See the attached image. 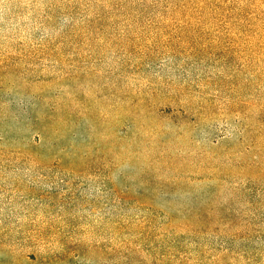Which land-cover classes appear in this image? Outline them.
<instances>
[{"label":"rangeland","instance_id":"374dc122","mask_svg":"<svg viewBox=\"0 0 264 264\" xmlns=\"http://www.w3.org/2000/svg\"><path fill=\"white\" fill-rule=\"evenodd\" d=\"M195 1L0 0V264L72 244L140 240L148 219L145 128L157 161L147 165L151 192L173 189L177 224L189 219L184 225L196 232L186 238L212 260L264 264V0H208L205 20L183 14ZM123 100L154 109L202 101L217 112L211 123L248 116L252 125L243 136L230 133L220 158L208 159L216 176L207 187H178V152L198 160L207 121L190 127L192 140L183 127L178 138V117L153 110L149 124L137 120L127 139L114 141L115 126L99 112ZM73 103L82 117L66 115ZM239 105L249 111H230ZM154 225L160 249L169 241L164 231L178 226L162 225L161 216Z\"/></svg>","mask_w":264,"mask_h":264},{"label":"trees","instance_id":"16d2710c","mask_svg":"<svg viewBox=\"0 0 264 264\" xmlns=\"http://www.w3.org/2000/svg\"><path fill=\"white\" fill-rule=\"evenodd\" d=\"M208 7V0H196L191 9L184 11L183 14L188 16L189 13H193L194 18L205 20L208 16ZM196 25L204 30V23L198 21L196 22ZM198 35L201 36V39L204 38L203 32H198ZM131 40L135 41L136 39L133 38ZM202 48H206V44H204ZM204 104H206V102L203 103L202 101H198V103L190 101L183 105L178 102V104L175 105L162 104L154 109L153 104L151 103H135L123 100L107 104L105 110L100 111L99 113L107 123H113L115 126L113 135L114 141L117 139H127L133 124L139 122L137 120H141V122L143 121V124L145 122L149 124L151 115H153L154 111L158 112L161 119L175 120V118L178 117V138L185 135L181 129V127H183L189 130L187 137L192 140L193 136L190 134L192 131L191 128L195 124L200 123L202 119V122L207 121L206 128L208 132H205L206 136L203 138L205 142L202 141V146L196 150L198 160L196 161L195 154L193 153L186 151L178 152V187L180 185L197 186L199 184H203L207 187L216 176L214 172H211L215 168L213 163H211L212 170H209L211 164L208 159H211V161L219 159L220 153L217 152V150L218 148H221L223 140L228 138L227 136L230 133L234 132H239L242 136L245 135V129H250L252 124H250L248 116L239 121L232 120L230 125L225 122L211 123L210 120L212 116L216 115L217 112L209 109V107L207 109L203 106ZM30 105L31 102H25L23 104V109ZM81 107L76 109L75 103H73L71 105V110H68L70 112H67L66 115L70 119L82 117L84 108ZM31 108L32 106H30V109ZM232 108L233 109L230 111L236 112L235 115H240V113L249 111L246 107L241 105ZM190 110L194 111L192 112L193 114L189 112ZM16 117L18 118V121L15 119V122L22 120L21 116L16 115ZM24 122L27 124L29 123L26 119ZM238 125H240L241 130L238 129ZM227 127L230 132L224 134ZM213 131H218L219 133H217L216 136L210 137V134ZM147 132V128H145L143 132L139 133L143 145L142 152L145 157L144 161H146L144 162L142 177L145 180L144 183L147 190H149V196L147 197L148 202L145 203L147 205L146 208L148 209V219L143 229L144 236L141 237L140 240L136 239L135 236H133L134 240L128 237L126 241L112 247H107L105 244H94L88 247L72 244L65 247L63 251L54 252L53 254H50V252H28L22 256L24 264H224V255L214 256L212 260L209 249H203L199 245L200 242L186 238V232H190L192 235H194V233L196 234V232L191 230L187 225H184L190 224L189 219H186L184 224H180L183 223V221H180L177 224V208L175 207L178 206H175L176 201L174 198L169 199L174 201V207H169L168 205V197L172 194L173 189L161 186L159 189L161 192L155 195L151 192L153 174L152 169L148 172L147 165L151 164L153 167L157 161L153 160L152 154L149 153V135L146 134ZM19 137L23 138L24 135L20 134ZM245 137L249 140L252 136L246 134ZM214 147H217V149L214 150ZM124 163L126 164L127 160H125ZM150 172L151 174H149ZM218 178L220 179L221 176ZM207 183L208 185H205ZM191 193L192 191L186 193L185 196H189ZM158 203L164 204L162 207H158L156 205ZM156 207L161 210H157ZM180 210L181 208L178 207V215H182V211ZM157 216H161L162 225L166 219L168 226H178L177 231L168 233L164 231V234L169 237V241L160 249H157L155 240L158 234L157 231L159 230V226L154 225ZM183 238L185 243L178 246V243H181Z\"/></svg>","mask_w":264,"mask_h":264}]
</instances>
